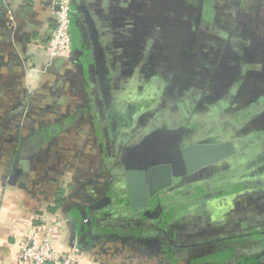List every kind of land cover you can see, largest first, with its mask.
I'll use <instances>...</instances> for the list:
<instances>
[{
    "label": "crops",
    "instance_id": "1",
    "mask_svg": "<svg viewBox=\"0 0 264 264\" xmlns=\"http://www.w3.org/2000/svg\"><path fill=\"white\" fill-rule=\"evenodd\" d=\"M80 4L96 17L106 46L111 35L114 59L136 38L141 59L149 46L147 20L161 18L169 40L161 55L164 62L178 61L172 66L174 78L187 79L183 73H193L197 62L204 74L213 72L221 57L214 87L228 90L238 83L234 100L244 109L264 101V0H78ZM139 10L147 15L129 23ZM204 24L213 25L216 33L206 34ZM55 26L44 1H0V264H20L32 226L48 215L61 222L52 238L55 256L62 260L76 250L77 264H264V188L245 198H227L235 199L231 204L214 203L209 215H187L161 229L142 224L122 237L100 221L84 223L82 214L91 200L108 192L112 178L97 149L91 101L95 85L85 61L90 60L87 28L75 26L70 57L51 59ZM232 28L240 30L245 43H237L251 66L244 74L228 44ZM198 41L203 42L201 54L195 51ZM135 66L131 61L128 67ZM246 131H261L264 140V108ZM259 141L254 146H262ZM104 182L109 187L103 193Z\"/></svg>",
    "mask_w": 264,
    "mask_h": 264
},
{
    "label": "flooded vegetation",
    "instance_id": "2",
    "mask_svg": "<svg viewBox=\"0 0 264 264\" xmlns=\"http://www.w3.org/2000/svg\"><path fill=\"white\" fill-rule=\"evenodd\" d=\"M141 15L146 16L147 13L140 10L134 12L133 15H130L131 18L129 17L128 19L129 23H135L136 17ZM240 20L241 19H239V21ZM82 21V25L84 23L86 26L85 21ZM147 25L150 26L149 46L147 50L143 52L144 55L141 56V59H137L139 57L137 56L139 39L136 38L135 42H133L131 46L129 45L125 52L121 51L117 59H114L110 55L112 45L108 44V42L110 43L111 35L108 38L106 37V47L109 55L108 59L114 95L113 112L106 113L102 95L95 83V89L93 88L94 90L91 91H95V96L91 101L93 102L94 120L96 122L97 133L99 134L97 149L105 161L108 173L112 175L117 170L116 163L121 153L122 141L124 146L126 144H131V141L138 142L145 135L164 123L169 124V126L173 128L183 126L194 128L191 136L184 141L185 145H195L208 139L224 142L243 141L244 144H249V147L242 152L238 160L234 158L237 162L234 161L233 167L241 162H246V159H250L249 161L253 160L251 165L253 163L257 164L259 160H264V140H261V133L263 132L257 131L251 133L246 131V125L252 122L263 110L264 101L254 103L249 106L248 109H244L243 107L241 108L242 105L240 102L238 103L234 100L236 91L238 90V83L234 82L233 86L228 88V90L219 91L214 87L216 85V69L221 62V57L218 58L217 62L214 64L213 72L207 71L208 73L204 74L201 62H197L193 73H188V76L183 73L187 79L181 77L174 78L172 68L178 66V61L175 60L174 63L164 62L165 57L161 55V53H165L164 44L169 41L167 32L162 28L163 23L161 22V18L155 19L150 17L147 20ZM202 28L204 32H207L206 34L210 33L213 35V33L217 31L213 25H210L208 28V25L204 24ZM239 34H241L239 29L232 28L227 33V40L229 41L228 44L230 43L229 47L231 49H233V47L235 48V53L238 56V61L242 66L244 74L251 66L246 64L247 56L244 55V48L237 44L238 41L241 44H245L244 40L240 39ZM199 36L200 39L203 37L201 33ZM205 38H207L206 40L208 42H211L208 36ZM87 40L88 43H90L89 37ZM201 43L203 42H196L195 48V51L200 54ZM214 47L218 46L215 45ZM227 49L225 50L224 47L221 52L225 53ZM131 55H133V57H131ZM174 58L179 59L177 56ZM199 60L201 61L200 57ZM85 61L91 63V59ZM115 61L118 67L116 70H113L112 65L115 64ZM131 61L136 63L135 69L133 68V70L128 67L131 65ZM120 65L121 67L119 68ZM233 71L234 69L229 68V73ZM117 114H119L122 119L118 118ZM117 128L120 130V145H115L112 140H110L111 132H113L112 130L115 129L117 131ZM256 141L261 142L262 146L259 148L254 146ZM230 167H232L230 163H224L209 168L207 171L205 170L202 172L196 180L188 181L186 182L187 184H182L181 186L189 187V183H200L205 179L214 177L218 173L220 174L223 171L229 170ZM238 178L241 180L246 179L249 182L260 183V188H264V163L239 174ZM110 183L112 185V181ZM103 185H105V189L102 191L104 193L109 185L105 182ZM250 191L253 190L249 189L238 193L237 197L245 198ZM101 198L102 197H100V199ZM98 200V198L93 201L91 200L90 204L92 205ZM214 201L221 203L223 201L231 204L235 199H227L226 197ZM99 219L102 226H109L112 224L111 221L107 219ZM84 222L86 223L87 221ZM135 223L139 222L135 221ZM153 223L154 222L147 221L144 223V227L146 228Z\"/></svg>",
    "mask_w": 264,
    "mask_h": 264
},
{
    "label": "water",
    "instance_id": "3",
    "mask_svg": "<svg viewBox=\"0 0 264 264\" xmlns=\"http://www.w3.org/2000/svg\"><path fill=\"white\" fill-rule=\"evenodd\" d=\"M74 7L77 12L74 21L75 26L77 28L83 27L82 20L87 26V36L90 39L91 76H93L94 83L102 95L106 113H112L114 95L109 55L103 41L104 32L98 26L96 17L87 6L78 5V0H75ZM117 117L122 119L119 114ZM192 130H194L192 127L173 128L164 123L138 142L131 141V144L124 146L122 141L121 153L116 163L117 170L111 175L112 187L101 199L84 211L82 218L87 221L86 225L90 226L93 222L100 221L99 218L107 219L112 224L105 227L115 228L118 230V234L114 233L113 235L120 237L129 235L147 221L154 222L157 228L161 229V217L164 210L161 203L162 197L172 194L174 191L187 190V188L189 189L185 195L196 193L193 188L198 184L197 182L189 183V187H182V184L196 180L202 172L220 164L230 163L232 167L227 171H232L233 175L238 176L264 163V160H259L257 164L251 165L253 160L247 161L243 162L239 169L232 170L234 158L238 160L242 152L249 147V144H244L243 141L224 142L208 139L195 145H185L184 141L191 136ZM112 131L110 140L115 145H120V130L117 128V131L115 129ZM223 176L224 171L200 182V187L209 193L198 199L210 200L207 203L210 206L213 202H218L214 200L226 198L227 196H224L225 190H213L212 182H210ZM250 183H255L256 186L252 188L245 185L244 191L262 189L260 183L252 181ZM118 185L123 188L121 194L119 191L122 190H115ZM209 214L211 211L201 215ZM135 221L139 223H135ZM120 232L122 234H119Z\"/></svg>",
    "mask_w": 264,
    "mask_h": 264
},
{
    "label": "built area",
    "instance_id": "4",
    "mask_svg": "<svg viewBox=\"0 0 264 264\" xmlns=\"http://www.w3.org/2000/svg\"><path fill=\"white\" fill-rule=\"evenodd\" d=\"M6 1V0H0ZM46 2L53 11L55 30L49 47L51 59L68 58L74 51L73 27L75 26V0H40ZM85 223V222H84ZM61 222L54 215H48L32 226V233L19 253L20 264H77L76 250L64 259L55 256L52 238L58 232Z\"/></svg>",
    "mask_w": 264,
    "mask_h": 264
},
{
    "label": "trees",
    "instance_id": "5",
    "mask_svg": "<svg viewBox=\"0 0 264 264\" xmlns=\"http://www.w3.org/2000/svg\"><path fill=\"white\" fill-rule=\"evenodd\" d=\"M76 30L77 29L74 26L73 40L77 38ZM249 160L250 159H246L245 161L247 162ZM242 163L243 162L237 164L234 168H232V170L239 169L242 166ZM210 182H212L211 187L213 190L224 189V196L227 197H233L238 193L243 192L245 189V185H248V187L252 188L256 186L255 183H250L246 179H239L237 175L232 174V171L224 172L223 177L216 178L215 180H212ZM200 185V183L195 185L193 189L196 191V193L194 194L185 195L186 191H188L189 189L187 188V190L183 189L179 191H174L172 194H167L166 196L162 197L161 203L164 210L163 215L161 217L162 223L160 226L171 225L172 223L180 221L183 217H186L187 215H201L207 211L215 212L211 205H207L210 200L203 201L198 199L199 197H203L204 195L209 193L207 190L202 189ZM117 189L119 191L123 188L118 185L115 187V190ZM121 193H123V190L119 191V194ZM117 196L119 195L117 194ZM201 203L205 204L202 205ZM98 230L102 231V229L100 228H98Z\"/></svg>",
    "mask_w": 264,
    "mask_h": 264
}]
</instances>
